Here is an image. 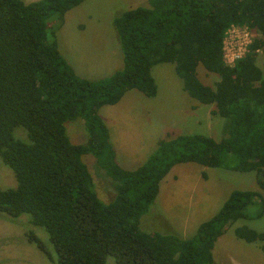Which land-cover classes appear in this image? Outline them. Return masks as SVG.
<instances>
[{"label": "trees", "instance_id": "1", "mask_svg": "<svg viewBox=\"0 0 264 264\" xmlns=\"http://www.w3.org/2000/svg\"><path fill=\"white\" fill-rule=\"evenodd\" d=\"M85 0H0V161L14 174L15 189H0V213L30 215L57 254V264H213L214 244L226 228L256 204L264 214V0H146V7L123 12L113 22L122 66L98 80L79 77L58 51L53 22ZM259 37L232 66L223 42L232 27ZM174 65L182 90L227 121L220 140L201 134L161 139L133 170L115 161L108 129L98 115L129 90L148 98L157 93L151 69ZM218 76L214 87L197 77L198 67ZM81 120L87 142L72 145L65 123ZM23 128L29 143L13 136ZM92 155L112 182L114 196L102 203L82 163ZM195 163L227 171L254 172L259 191L234 190L190 238L140 230L159 185L178 164ZM247 243L264 234L234 230ZM29 241L42 248L29 234ZM262 250L264 251V245Z\"/></svg>", "mask_w": 264, "mask_h": 264}, {"label": "rangeland", "instance_id": "2", "mask_svg": "<svg viewBox=\"0 0 264 264\" xmlns=\"http://www.w3.org/2000/svg\"><path fill=\"white\" fill-rule=\"evenodd\" d=\"M146 5V0H85L68 11L62 21L53 22L58 51L81 78L98 80L112 75L122 66L113 22L123 12ZM251 35L253 39L259 37L255 30ZM256 64L264 77L262 55H258ZM151 75L157 86L154 97L129 90L116 105L103 106L98 111L115 149V161L125 170L135 169L144 162L143 157L134 154L140 143L150 147L157 137L161 140L191 134L205 135L217 141L227 133V121L214 113L213 105H202L182 90L181 79L173 64L156 65L151 69ZM197 77L210 87L218 81L217 75L206 73L200 66ZM65 132L72 145L87 142L88 135L79 119L65 123ZM13 136L29 143L27 133L21 127L13 130ZM81 161L91 175L92 191L102 203L111 201L114 196L112 182L99 169L95 158L87 154ZM16 187L13 172L0 161V189ZM234 190L261 192L254 172H233L195 163L175 165L161 181L158 195L140 218L139 228L146 233L190 238ZM262 195L264 197V191ZM257 211L256 204L249 206L244 219L226 228L214 244L213 264H264V242L247 243L234 235V230L239 227L264 234V214L257 218ZM29 234L40 241L42 248L29 241ZM114 263L113 257L107 258V264ZM0 264H57V254L44 229L32 226L30 215L10 218L0 213Z\"/></svg>", "mask_w": 264, "mask_h": 264}, {"label": "built area", "instance_id": "3", "mask_svg": "<svg viewBox=\"0 0 264 264\" xmlns=\"http://www.w3.org/2000/svg\"><path fill=\"white\" fill-rule=\"evenodd\" d=\"M252 30L247 27L232 26L226 33L223 42V59L226 65L232 66L233 63L242 58L248 50L253 38Z\"/></svg>", "mask_w": 264, "mask_h": 264}, {"label": "crops", "instance_id": "4", "mask_svg": "<svg viewBox=\"0 0 264 264\" xmlns=\"http://www.w3.org/2000/svg\"><path fill=\"white\" fill-rule=\"evenodd\" d=\"M160 139L157 137V138H154L153 140H152V144L150 145V147H149V144L148 145H146V146H143V145H141V143H140V145L136 148V152L134 153L136 156H139V157H143L144 159V161L147 159V157L155 150V148H156V145H157V142L159 141ZM114 149V148H113ZM114 151H115V149H114ZM115 154H116V152H115ZM115 158H116V156H115ZM131 163H134V162H132V161H130ZM124 164H126V162L124 163ZM128 170H131V169H128ZM133 170V169H132ZM166 177V176H165ZM164 177V178H165ZM185 226H186V224H185ZM181 238H184V236L183 237H181Z\"/></svg>", "mask_w": 264, "mask_h": 264}]
</instances>
